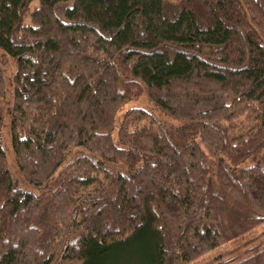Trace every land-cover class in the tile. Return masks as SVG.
I'll return each instance as SVG.
<instances>
[{
    "label": "trees",
    "instance_id": "16d2710c",
    "mask_svg": "<svg viewBox=\"0 0 264 264\" xmlns=\"http://www.w3.org/2000/svg\"><path fill=\"white\" fill-rule=\"evenodd\" d=\"M0 48L16 61L26 182L46 183L74 147L97 156L23 190L0 114V264H184L264 222V156L244 165L264 143V0H0ZM4 84L0 66V97ZM142 86L182 126L130 108L116 143ZM248 251L225 263L264 264V238Z\"/></svg>",
    "mask_w": 264,
    "mask_h": 264
},
{
    "label": "rangeland",
    "instance_id": "374dc122",
    "mask_svg": "<svg viewBox=\"0 0 264 264\" xmlns=\"http://www.w3.org/2000/svg\"><path fill=\"white\" fill-rule=\"evenodd\" d=\"M37 1H33L31 4V8L33 5H36ZM0 66L3 71V76L5 80V94L3 97H0V114L2 116V129H1V139H2V147L5 152L6 162L8 169L14 179V183L17 187L32 192L36 195L41 194L42 192L53 189L57 185V176L61 168L76 158L79 155H85L90 159H96L97 156L93 153L81 148L74 147L68 153V156L63 163V165L48 179L46 183L41 186H33L26 182L22 174L20 173L15 157L11 148V138H10V115H11V107L13 102V82L12 77L16 71V61L13 57H11L5 50L0 48ZM129 79V76L123 75L122 81ZM139 107L146 110L149 114L154 116L160 124H162L165 128L175 129L182 126V123L173 117L165 114L161 111L148 97L145 87L142 86V89L139 94L133 96L129 100H127L117 111L115 115V124L114 129L112 130V134L114 139L116 137L117 127L120 124L123 114L126 110L130 108ZM115 142L118 143L117 139ZM264 156V143L261 147L254 152L247 160L244 162V165H249L255 163L257 160H262ZM105 167L111 171V173L116 176L119 173H129L133 171L127 164H114L110 162H104ZM103 178V183L107 181V179ZM86 193L92 194L95 193L93 187H89ZM115 191V183H106L100 193L103 196H111ZM263 233V234H262ZM74 238V234L71 232L68 235L67 240H71ZM264 238V222L251 230L234 237L231 240H228L214 249L208 251L197 257L196 259L184 263V264H218L221 262L227 261H237L242 259L251 251H248L250 248L255 246L260 239ZM59 264H72L66 261L59 260ZM229 264V263H225Z\"/></svg>",
    "mask_w": 264,
    "mask_h": 264
}]
</instances>
